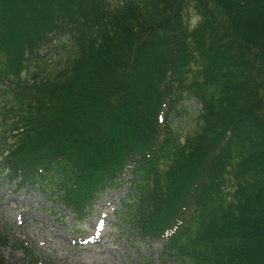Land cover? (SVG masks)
Segmentation results:
<instances>
[{"label": "trees", "instance_id": "obj_1", "mask_svg": "<svg viewBox=\"0 0 264 264\" xmlns=\"http://www.w3.org/2000/svg\"><path fill=\"white\" fill-rule=\"evenodd\" d=\"M61 35L68 61L40 82ZM5 84V180L78 222L128 190L119 213L165 263L264 264V0H0ZM186 100L201 110L181 143L165 124Z\"/></svg>", "mask_w": 264, "mask_h": 264}, {"label": "rangeland", "instance_id": "obj_2", "mask_svg": "<svg viewBox=\"0 0 264 264\" xmlns=\"http://www.w3.org/2000/svg\"><path fill=\"white\" fill-rule=\"evenodd\" d=\"M107 1L117 5L122 0ZM188 13L186 19L192 17L191 25L195 26L198 21L196 11L190 9ZM59 39L57 45L64 44L62 35ZM61 44L59 47L62 48ZM54 50L43 48L40 53L43 60L38 64L43 65L52 58L50 72L56 73L63 55L55 56ZM36 63L32 60L34 72ZM28 75L23 73L21 79L29 81ZM49 75L46 72L36 79L41 82ZM4 91L6 84L0 87V106L11 98ZM200 110L197 101L179 103L169 111L165 127L184 143L197 132ZM2 116L0 114V163L7 146L12 143L14 146L18 141L13 129L16 120H4ZM4 177L0 174V235L8 237L3 254L11 264H30L32 259H38L37 264H184L179 259L163 262L155 245L133 232L132 225L119 213L122 210L120 200L127 194L126 189L107 191L96 201L91 215L84 222H78L60 202L50 198L42 186L16 193L15 184ZM22 245L30 251L29 255L21 250Z\"/></svg>", "mask_w": 264, "mask_h": 264}]
</instances>
